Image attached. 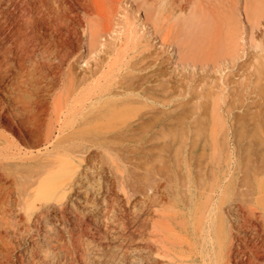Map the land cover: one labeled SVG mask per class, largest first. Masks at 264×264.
<instances>
[{
	"label": "bare ground",
	"instance_id": "6f19581e",
	"mask_svg": "<svg viewBox=\"0 0 264 264\" xmlns=\"http://www.w3.org/2000/svg\"><path fill=\"white\" fill-rule=\"evenodd\" d=\"M134 1L144 9V19L134 16L123 22L118 17L120 6L131 0H0V92L15 101L18 110L16 118L5 107L0 108V123L7 122L18 138L33 146L41 143L49 146L23 157L22 151L13 150L9 136L7 139L0 135V144L5 143L0 148V234L3 231L18 243L31 236L34 245L30 254H25L32 264H105L107 261L120 264L118 256L108 259L104 247L94 244L91 238L94 235L87 234L92 232L86 230L87 217L107 218L115 225L119 220L116 212L122 193L128 200L125 204L138 211L144 201L140 196L153 202L163 180L170 183L176 195L174 185H182L176 182L178 177L182 179L184 172L177 154L184 149L190 160L196 154L204 156L213 150L218 162L213 186L216 187V183L220 189L224 187L225 198L226 187H231L232 202L228 199L230 203H227H232L230 208L234 209L235 221L256 230L258 224H252L251 219L264 222V38L254 37L264 36V0H208L207 5L205 0H194V6L201 10L196 22V12L189 19L180 18L193 3L189 0ZM241 6L250 23V33L245 26H240ZM107 36L113 41H108ZM153 36L159 37L161 45L169 48L176 45L177 57L172 63L156 48V40L151 41ZM253 38L259 41L258 44L255 41L257 50L249 53L245 42L254 43ZM86 42L88 50L84 52ZM94 57H98L94 63L86 64ZM77 61L85 62L86 66L81 68ZM171 64L174 69H169ZM114 96H121L125 104L121 101L116 102V106L112 104ZM127 103H146L147 108L121 107ZM174 107H207L209 110V107H225L231 123L223 122L226 114L223 116L222 108L218 109L221 112L214 109L222 119H217L221 126L215 125L217 129H214L215 126L210 125L213 128L208 131L207 124L199 122L210 112L200 109L208 115L202 114L204 117L200 120L188 119L186 131L190 136L198 128L205 140L186 142L185 148L178 150L173 144L169 146L170 142L159 143L174 122L172 112L177 111ZM193 112H190L192 117ZM44 114L48 118L43 117ZM207 120L210 124V118ZM21 129L24 132L19 135ZM209 138L215 142L214 146ZM130 142L139 143L138 147L125 146ZM156 149L162 153L169 151L172 156L176 154L179 176L176 171L171 175L170 165L166 166L168 162L159 163V168L145 164L149 162L145 161L146 157L153 155ZM94 151L100 152L98 162H92ZM135 151L139 153L135 160L145 164V174L125 175L127 171L120 175L125 167L118 168L121 163L117 158L127 160L126 154L132 156ZM156 159L153 158V165L159 162L155 164ZM139 166L130 167L131 172L142 171L143 168L137 170ZM97 175L111 178L108 177L107 182L99 176L103 180L99 186L96 184L98 191L93 193V182L98 181L93 178ZM186 184L184 182L183 187ZM76 191L83 197H74ZM188 194L187 191L186 196ZM214 196L211 194L208 201L215 200ZM75 200L84 207L83 201L88 209L85 212L81 209L79 213L70 205ZM183 200L184 211L191 210L193 199ZM158 209L156 211L160 212ZM178 214L175 213L176 217ZM163 216L169 219L165 220L169 226L163 222L166 227L163 224L160 227L165 228L156 226L144 243H138L140 255L135 259L132 256L134 264H264V234L256 235L254 246L245 242L246 259H242V253L235 246L243 236L214 241L211 235L204 236L203 231L192 234L187 224L183 226L188 233L180 235L181 229L177 228L181 231L178 234L176 228H172V213H163ZM250 230L253 234L254 229ZM7 244L14 248L12 242Z\"/></svg>",
	"mask_w": 264,
	"mask_h": 264
},
{
	"label": "rangeland",
	"instance_id": "374dc122",
	"mask_svg": "<svg viewBox=\"0 0 264 264\" xmlns=\"http://www.w3.org/2000/svg\"><path fill=\"white\" fill-rule=\"evenodd\" d=\"M190 2H193V3H191L189 6H188V8H187V10L185 9V14L183 13L182 15H181V17L180 18H182L183 20H184V18H185V20L188 18H191V17H194L195 15V12H196V17H195V19H194V21L196 22L197 20H198V18L201 16V10H200V8H199V6H194V0H189ZM205 2V4L207 5V2H208V0H205L204 1ZM131 5V6H130ZM132 9H131V8ZM241 7H242V9H241ZM240 8H239V10H240V13L237 11V13H239L238 15L241 17V22H240V26L241 27H244L245 28V30H247V32L248 33H250V30H249V28H250V23H249V21L247 20V18H246V13L244 12L245 10H244V6H241ZM126 8V9H125ZM135 9V10H134ZM197 10V11H196ZM134 11V12H133ZM194 12V13H193ZM191 15V16H190ZM141 17L142 19H144V17H145V11H144V9L142 8V7H139L138 5H137V3L134 1V0H131V2H129V4H122V6H120V12H119V15H118V17L119 18H121V20L123 19V22H125L124 20H126V18H131V17ZM186 16V17H185ZM196 18H197V20H196ZM137 19V18H136ZM127 21V20H126ZM247 28V29H246ZM112 36H114V35H112ZM257 40H261V39H263L264 38V36H263V34H258L257 36H254ZM259 38H261V39H259ZM75 39V38H74ZM107 39H108V41H113L112 39H110V37L109 36H107ZM156 40L155 41V45H156V48L158 49V50H160L162 53H163V55H164V58H165V60H169V63H172V60H174L176 57H177V54L175 53V49H176V45H174L173 47H171V48H169L168 46H164V45H161V41H160V39H159V37L158 36H153L152 37V40L151 41H153V40ZM253 41H254V43H252V41L251 42H248V41H246L245 42V48L249 51V53L251 52H255V49L257 50V46L255 45V39L253 38ZM257 42V41H256ZM259 42V41H258ZM258 42L256 43V44H258ZM85 46V47H84ZM253 47V48H252ZM117 48H119V46L117 47ZM88 50V47H87V42H86V45H83V51L84 52H86ZM75 51H78V49L77 50H75ZM115 55L114 54H112L110 57H114ZM96 58H98V57H94L93 59H91V60H88L87 61V63L86 64H88V65H90V64H92V63H94L95 62V59ZM77 62H79V63H77V64H81V65H79L81 68H84L85 66H86V64H85V62H81V61H77ZM76 64V65H77ZM79 66H77V67H79ZM169 69H174V66H172V64H171V66H170V68ZM226 72V71H225ZM222 74V73H221ZM101 74H99L98 76H100ZM218 75H220V74H218ZM112 97L113 96H111V97H109V99H111L112 100ZM0 108H4L5 107V109L7 110V111H9V112H11V114L14 116V117H16L17 118V113H18V110H17V105H16V102L15 101H12L11 99H10V97L9 96H7L6 94H4V93H1L0 92ZM114 99L115 100H113V101H111V103L112 104H114L115 105V103L117 102H119V101H123V100H121L122 99V97L120 96V98H119V96H114ZM9 100V101H8ZM115 101V102H114ZM120 103V102H119ZM123 103V102H122ZM123 104H125V103H123ZM123 104H122V106L121 107H126V106H130L129 108H138L139 107V109H141V108H147L146 106V103H135V104H129V103H127V105H124L123 106ZM121 105V104H120ZM119 105V106H120ZM116 106V105H115ZM143 108V109H144ZM172 107H170V109H171ZM174 108H176V107H174ZM192 108V109H191ZM197 108V107H196ZM196 108L195 107H177L176 108V110L177 111H175V109H173V112H172V119L174 120V122H172L171 123V125H169L170 126V129H168L167 131H166V133L165 134H163L162 135V137H161V139H159V143H161L162 142V144H163V142L165 143L166 141V143H169V146L170 145H172V146H174L175 145V147L174 148H177L178 150H180V147H182L183 149L185 148V146H186V142H191L192 140H200V141H204L205 140V136H203L202 137V135H200V134H202V132L201 131H199L198 130V128H194L195 130H194V132L193 133H191L190 134V136H188L187 135V129H188V123L187 122H189V121H191V120H197V118H198V120H200V118L201 117H204L203 115L205 114V116H206V114L207 113H205V111H204V113L202 112L203 110H205V109H207V107H203V109L201 108V107H198L197 109H199L198 111H196ZM210 108V110L209 109H207V110H209L208 112H210V113H208L209 114V118H210V124H208L209 122H208V120L207 119H209L208 117H204L199 123L202 125L203 123L204 124H207V127H208V131H210V129H212L213 128V126H218L219 124H221V122L219 123V121H221L220 120V117L219 116H217V114H215V112L216 113H218V112H221V111H219L218 109H220V108H222L221 110L223 111L222 113H223V116H225L224 115V113L226 114V119H224V117H223V122H228L229 124L231 123L230 122V119H231V116L229 115V113L227 112V110H226V108L225 107H209ZM202 111H201V110ZM214 109H217L218 110V112H217V110L215 111ZM172 110V109H171ZM191 110V111H190ZM194 112H193V111ZM213 110V111H212ZM215 111V112H214ZM175 112V113H174ZM190 112H193V117H192V113H190ZM195 112H197V113H195ZM200 112V113H199ZM202 112V113H201ZM211 112H213V113H211ZM174 114H176V117L174 116ZM195 114V115H194ZM199 114V115H198ZM203 114V115H202ZM207 114V115H208ZM211 114H213L212 116H214V118L211 116L210 117V115ZM202 115V116H201ZM191 117V118H188V117ZM194 116H198V117H194ZM43 117H47L48 118V116L47 115H43ZM187 117V118H186ZM217 117V118H216ZM228 117V118H227ZM215 120V121H217V119L219 120V121H217V124L213 121V119ZM186 119H187V121H186ZM188 119H189V121H188ZM172 120V121H173ZM204 120V122H202ZM206 120V121H205ZM212 120V121H211ZM226 120H228V121H226ZM202 122V123H201ZM208 122V123H207ZM213 122L215 123V124H213ZM219 123V124H218ZM203 124V125H204ZM209 125V126H208ZM210 125H213L212 126V128H211V126ZM215 126V128L214 129H217V127ZM219 126H221V125H219ZM218 126V127H219ZM199 127V126H198ZM206 127V126H205ZM16 128V127H15ZM187 128V129H186ZM219 129V128H218ZM0 131H1V133H0V135L1 136H3V137H7V136H9V141L11 142V144H12V147H13V150H17V151H15V152H18V151H22L21 152V156H25L26 154H28L27 156H30V154L31 153H35V152H37V151H39V150H45L46 149V147H49V146H47L48 144L47 143H41L39 146H33V145H31V143H29V142H27V141H23V140H21L20 138H18V134H15L14 132H12L11 130H10V128H9V124L7 123V122H5L4 120L0 123ZM4 131V132H3ZM212 131V130H211ZM3 132V133H2ZM22 132H24V130H22L21 129V131H20V133H19V135L20 134H22ZM196 132H198V133H196ZM186 133V134H185ZM196 133V134H195ZM210 133V132H209ZM197 135H198V137H197ZM200 136H201V138H200ZM210 136V138H211V135H209ZM209 138V140H210V142L212 143V140L213 141H215L214 139H212L213 138V136H212V140ZM214 138H215V134H214ZM7 139H8V137H7ZM13 141H12V140ZM13 142H14V144L15 145H17V147L13 144ZM172 142V143H171ZM179 143H181V145L179 144ZM214 143L215 142H213L212 143V145L214 146ZM5 144V143H4ZM4 144H0V148L2 147V146H4ZM127 144V145H126ZM125 144V146H130L131 144V146L132 147H138V146H136L137 144H139V143H136V142H130V143H126ZM129 144V145H128ZM135 144V145H134ZM179 144V145H178ZM29 145V146H28ZM45 146V147H44ZM44 147V148H43ZM20 148H21V150H20ZM41 148V149H40ZM174 148H173V150H174ZM30 149V150H29ZM35 149V150H34ZM36 149H39V150H36ZM135 149V148H134ZM133 149V150H134ZM158 149V148H157ZM156 149V151H155V153L153 154V155H151L150 157H146V159H145V161H149L148 163H145V164H147L148 166H153V167H156V168H159L161 165V162H162V164H165L166 162H168L167 164H166V166L168 165H172V164H174V163H176V159L177 158H174V157H177L176 156V154H175V156L173 155L172 156V154L173 153H170V155L168 154L169 153V151L168 152H160L159 150H157ZM28 150V151H27ZM32 150V152H30ZM176 150V149H175ZM174 150V152H176ZM27 151V153H25V152ZM137 151V150H136ZM134 152V153H132V156H129V155H131V154H126V155H128V157L126 156V155H124V156H126L125 158L127 159V160H129V162L127 161V160H125V159H120L121 157H118L117 158V160H116V158H115V160L116 161H118V163L121 165V167H120V165H119V167L118 168H120V169H122L123 167H125V171H124V169H122L123 170V172L121 171V173L119 172V174L121 175V174H125L127 171V173L125 174V175H135L136 173V175H138L139 173H143V174H145V169L143 168L144 166H145V164L143 163H140V162H137L136 160H135V158L137 157V156H139V153H137V152ZM158 151V152H157ZM100 152H96V151H94L93 153H92V157H93V159H92V162H98V160H100L101 158H100V154H99ZM156 153H158V154H156ZM160 153V154H159ZM162 153V154H161ZM22 154H24V155H22ZM96 154V155H95ZM134 154V155H133ZM136 154H138V155H136ZM178 156H179V158H180V160L179 161H181L182 163H180V164H182L181 166H180V168L182 167V169L184 170V172H182L183 173V175H182V179H180V177H178L177 178V182L176 183H178V184H182L181 186H182V188L184 189H182L181 190V186H179V185H177L176 183H174V184H176V185H174V191L176 190L178 193H180L179 195H178V193H176L175 192V194L176 195H174L173 193H172V191H171V186H170V183L167 181H165V180H163L162 181V183L160 182V184H159V190H158V192L155 194V196L156 197H158V194L160 195L158 198H156V197H154L155 199H154V203L153 202H150V201H148V203H147V201L144 199V197L142 198L141 196H140V198H141V200H144V201H141L140 199H139V202L141 201V202H143V203H140L141 204V206H143V207H141V208H139L138 209V211H137V209L136 210H134L133 209V207L132 206H128L127 204H125V203H127L128 202V200H127V198L126 197H124V194L122 193V192H120V193H122L121 195V201H120V203H119V208H118V210H117V212H116V214H117V217L119 218V220L116 222V223H114L115 225H113V223L111 224V220L110 219H103V218H101V219H99L98 218V220H97V217H93V216H90V217H87V222L90 224V226H89V224H88V227H87V231L89 232V230H92V232L90 231V233H87V234H89V235H94V236H92L91 238L94 240V244L97 246L98 245V247H104L103 249H105V252H106V256H107V258L108 259H112L114 256L116 257V256H118V258L120 259V264L122 263H125V264H134L133 262H134V257H138L140 254H139V252H138V245L140 244L141 245V243H144L146 240H147V238H148V236H149V234L148 233H150L151 231H152V229L154 230L155 228H157L156 226H159L158 228H162L163 227V225L166 223L165 222V220H166V218L163 216V213L164 214H166V215H168L169 213L171 214L172 213V218H173V220L171 221V223L173 224L172 225V228H173V226H174V228L173 229H175V233H177L178 232V234H179V232H181V231H179L180 229L182 230V233H180V235H184V233H188L186 230V228H184V226L183 225H185V224H187L188 226H189V229H190V232H192V234H195V233H200L201 231H203V232H201L202 234H204V236H206V237H209L208 235H211V238H213V240L215 241H217V240H220L221 238L222 239H225V238H229L230 239V237L231 236H233V235H235V236H238V237H241V236H243V237H241V238H239V240H238V242L236 243V246H235V249L236 250H239L238 252H241L242 254L240 255V257L242 258V259H246V255H245V253L243 252V250L244 249H246L247 248V246H246V244L247 245H250V246H254V244H255V240H256V237L257 236H259V235H263L264 234V222H263V220H261L260 222H258V221H256V222H254V220L252 221V219H251V223L253 224L254 223V225L255 224H258V227H257V230L255 229V228H252L250 225H244V223H238V221H235V219H234V211H232V209L233 208H230L231 206H232V203L229 205L228 203H230V202H232V196H231V193L233 192V191H231V193H230V190H231V187H226V188H228V189H225V193H227V198H225V196L224 195H226V194H222V189H224V187L222 188V189H220V186L218 187V185L215 183V185H216V187L215 186H213L214 185V182H216V181H214V179H215V177H216V167H215V165H217V159H216V157L213 155V150L211 151V150H209L208 151V153L207 154H205L204 156H201V155H199V154H196L195 155V157L194 158H192L191 160L188 158L189 156H187V153H185V149H184V151L183 152H181V153H178L177 154ZM97 156H99L98 158H96ZM124 156H122V157H124ZM135 156V157H134ZM152 156H154V157H152ZM214 156V157H213ZM152 157V158H151ZM158 158V159H160V160H158V159H156L157 161H155L154 163L156 164V162H158L156 165H153V158ZM161 157H165V159H161ZM96 158V159H95ZM100 158V159H99ZM139 157H137L136 159H138ZM167 158V159H166ZM150 159V160H149ZM152 159V160H151ZM170 160V162H169V160ZM123 161V162H125V163H123V162H119V161ZM130 160H133V161H130ZM155 160V159H154ZM163 160H166V161H163ZM168 160V161H167ZM177 160V162H179ZM140 161V160H139ZM151 161V162H150ZM171 161H174L173 163L171 162ZM134 164H133V163ZM142 162V161H141ZM76 163V165H79L80 164V162L79 161H77V162H75ZM79 163V164H78ZM123 163V164H122ZM126 163H127V165H126ZM130 163H132V164H130ZM139 163V164H138ZM151 163H152V165H151ZM160 163V164H159ZM170 163V164H169ZM126 165V166H125ZM140 165V166H139ZM146 165V166H147ZM160 165V166H159ZM176 165H179L178 163H176L175 165H172L173 166V168L172 167H170L169 166V169H172L171 170V172H173L172 174L170 173V172H168V173H170L171 175H173V174H175V172L174 171H176V174L178 173V171L177 170H179V169H177V166ZM123 166V167H122ZM134 166H135V168H137L136 166H139L140 168H138L137 170H142V168H143V170L142 171H136V170H134L133 172H131V169H130V167L133 169L134 168ZM176 166V167H175ZM179 167V166H178ZM129 168V169H128ZM134 168V169H135ZM120 169H118V171L120 170ZM167 169H168V167H167ZM168 169V170H169ZM130 170V171H129ZM136 171V172H135ZM215 171V172H214ZM118 173V172H117ZM140 174V175H141ZM181 174V173H180ZM133 175V176H134ZM215 175V176H214ZM100 175H97L95 178H93V180L94 179H97L98 181H96V180H94L95 182H93V185H92V190H94V191H92L93 193L95 192V191H98V186H99V183L101 182V180H108L109 178H111L110 176H108V175H101L100 177H102L103 179H101L100 180V177H99ZM142 176V175H141ZM177 176H179L178 174H177ZM183 176L185 177L184 179H183ZM99 177V178H98ZM109 177V178H108ZM127 177V176H126ZM135 178V177H134ZM92 180V181H93ZM179 180V181H178ZM181 180V181H180ZM183 180H185L184 182H187V184L183 187ZM203 182V185L201 184L202 182ZM108 182V181H107ZM183 182V183H182ZM137 183L138 184H140V181L138 182L137 181ZM164 183V184H163ZM169 183V184H168ZM199 183H200V185H199ZM98 186H97V185ZM119 186H120V184L119 183H117ZM141 184H143V182L141 183ZM117 185V187H116V189H119V186ZM167 186L168 187V185L170 186V187H165V186ZM189 186V188H188V186ZM199 185V186H198ZM93 186H95V187H93ZM213 186V187H212ZM167 188V189H165V188ZM179 187V188H178ZM186 187V188H185ZM162 188V189H161ZM216 189V190H214V189ZM128 189H129V187H128ZM192 190V193L190 192L191 190ZM219 189V190H218ZM130 190V189H129ZM161 190H162V192H161ZM190 190V191H189ZM214 190V192L212 193V191ZM226 190H228L227 192H226ZM165 191V192H164ZM182 191V192H181ZM188 191V195L186 196V192ZM194 191V192H193ZM220 191H221V194H219L220 193ZM168 192L170 193V195L168 194ZM81 192H79V191H76L75 193H74V197H83L82 196V193L80 194ZM161 193V194H160ZM181 193H183L182 195H181ZM229 193V194H228ZM166 194V195H165ZM211 194L213 195V194H215V200L214 199H211L210 200V202H213L212 204L208 201L209 200V197L210 198H212L211 197ZM84 195V194H83ZM169 197H168V196ZM190 195V196H189ZM195 195V196H194ZM224 196V199H225V201L223 202V196ZM229 195V196H228ZM166 196H167V198H169V200L168 199H166ZM178 196H180V197H178ZM222 196V197H221ZM231 196V198H229ZM161 197H163V198H161ZM183 197V198H182ZM187 197H191L192 199H193V206H192V208H191V210H185L184 211V208H183V206L182 205H184V200L183 199H185V198H187ZM125 198V199H124ZM170 198H172L171 199V201H170ZM176 198V199H175ZM158 199H161L160 200V202H159V200ZM174 199V200H173ZM220 199H221V201H220ZM228 199H231V201L230 200H228ZM126 200V201H125ZM214 200V201H213ZM124 201V202H123ZM157 203H156V202ZM183 203H182V202ZM209 202V204H211L210 206H209V204H207L208 202ZM230 201V202H229ZM121 202H123L122 203V205H121ZM228 202V203H227ZM72 203V202H71ZM70 203V205H71V207H74L76 210H78L79 211V213H80V211H81V209L83 210V211H81V212H85L84 210H86V209H88V206H85L84 205V203H83V201H82V204H83V206L84 207H82V205H80V203H77V201L75 200L74 202H73V204H71ZM75 203V204H74ZM149 203H151L152 204V207L154 208H151V204L149 205ZM156 203V204H155ZM163 204V205H161V204ZM145 206H144V205ZM154 204V205H153ZM180 204V205H179ZM224 204V205H223ZM228 204V205H227ZM75 205H76V207H75ZM78 205V206H77ZM127 205V206H126ZM206 205H207V207H206ZM164 206V208H162ZM180 206H182V207H180ZM122 207V208H121ZM126 207H127V209H126ZM147 207V208H146ZM149 207V208H148ZM160 209V212L162 213L161 215L156 211L158 208ZM121 208V209H120ZM165 209V210H162V209ZM182 208H183V211L185 212V216H187V217H185L184 216V212H182ZM261 207H259V209H260ZM142 209V210H141ZM152 209V210H151ZM158 209V210H159ZM180 211H179V210ZM231 209V210H230ZM258 209V210H259ZM155 210V211H154ZM176 210H178V212L176 211ZM234 210V209H233ZM262 208L259 210V212H262ZM88 211V210H87ZM122 211H123V214H121L122 213ZM133 211H134V213H133ZM162 211H165V212H162ZM186 211H187V213H186ZM231 211V212H230ZM126 212H128V213H126ZM136 212V213H135ZM155 212V213H154ZM174 212V213H173ZM233 212V213H232ZM135 214V215H133V214ZM143 213L145 214V215H143ZM175 213H180V214H178V216L176 217V215H175ZM189 213V214H188ZM129 214V215H128ZM152 216H151V215ZM159 214V215H158ZM188 214V215H187ZM139 215V217H137ZM143 215V216H142ZM155 217H154V216ZM123 216V217H122ZM93 219H95V220H93ZM116 217V218H117ZM143 219H142V218ZM158 217H159V219H160V221H159V219H158ZM91 218V219H90ZM122 218V219H121ZM152 218V219H151ZM154 218V219H153ZM158 219V220H155V219ZM233 218V219H232ZM90 219V220H89ZM123 220V221H125V222H127L126 223V225L125 224H123L122 225V223H125V222H120L121 220ZM141 220V222L139 221V220ZM145 219V220H144ZM168 219V218H167ZM102 220V221H101ZM104 220H106V221H104ZM135 220V221H134ZM153 220H155L156 222H153ZM175 220V221H174ZM250 220V219H249ZM108 221H109V224H108ZM137 221V222H136ZM143 221V222H142ZM167 221V220H166ZM168 221H169V219H168ZM167 221V222H168ZM177 221V222H176ZM119 222V223H118ZM136 222V224L134 225V223ZM163 222H165V223H163ZM176 222V223H175ZM186 222V223H185ZM234 222V223H233ZM258 222V223H257ZM120 223H121V226H120ZM144 223V224H143ZM170 223V222H169ZM98 224V225H97ZM154 224H156V225H154ZM158 224V225H157ZM161 224H163L162 225V227H160L161 226ZM167 224V223H166ZM213 224V225H212ZM242 224V225H241ZM60 225V224H59ZM118 225V226H117ZM124 225L126 226V227H124ZM143 225V227H140V226H142ZM155 226V227H154ZM165 227H166V225H164ZM167 226H169L168 224H167ZM210 226V227H209ZM236 226V228H234ZM246 226H247V228H246ZM60 227H62L61 225H60ZM93 227H95V228H93ZM97 227V228H96ZM117 227V228H116ZM154 227V228H153ZM165 227H163V228H165ZM215 227H216V229H215ZM251 227V228H250ZM262 227V228H261ZM92 228V229H91ZM143 228V229H142ZM150 228V229H149ZM168 228V227H167ZM179 230H178V229ZM211 228V229H210ZM248 228H250V229H254V231H253V234H252V230H250V229H248ZM139 229H141V230H139ZM184 229V230H183ZM213 229V230H212ZM227 229V230H226ZM232 229V230H231ZM248 229V230H247ZM261 229V230H260ZM93 230H94V232H93ZM142 230H145V232L144 231H142ZM168 230H170V228H168ZM172 230V229H171ZM177 231V232H176ZM214 231V232H213ZM217 231V232H216ZM230 232V233H227V232ZM231 231H233L232 232V234H231ZM138 232H140V233H138ZM141 232H142V234H141ZM172 232L174 233V230H172ZM205 232V233H204ZM208 232V233H207ZM209 232H210V234H209ZM3 233V234H2ZM2 233L0 234L1 235V238H0V256H1V259L3 258L4 260H7L8 261V263H6L7 261H5V262H3L2 263V261H4L3 259L2 260H0V262L2 263V264H29V263H31L32 264V260H28V257H27V260H26V254H30V252H31V250H32V246L34 245V243H33V240H31L32 238H31V236H29L28 238H26V240H24V242H23V240H20L19 241V243L15 240V239H12V238H9L8 237V235L6 234V233H4L3 231H2ZM169 233H170V231H169ZM207 233V234H206ZM216 233V234H215ZM225 233H226V235H225ZM12 233L10 232V235H11ZM145 236H144V235ZM231 234V235H230ZM251 234V235H250ZM2 235L4 236V237H2ZM213 235V236H212ZM247 236V240L246 241H244V237L245 236ZM252 235H254V236H252ZM257 235V236H256ZM229 236V237H228ZM95 237V238H94ZM142 237V238H141ZM216 237V238H215ZM220 237V238H219ZM225 237V238H224ZM252 237V238H251ZM144 238V239H143ZM5 239V240H4ZM141 239V240H140ZM2 242H6V244L5 243H2ZM10 243V242H12V245L14 246V248H12V246H11V248H10V245L11 244H9V247H8V244L7 243ZM29 242V243H28ZM96 242V243H95ZM245 242H247V243H245ZM16 243V244H15ZM139 243V244H138ZM243 244V245H242ZM259 244V243H258ZM6 245V246H5ZM16 245V246H15ZM31 245V246H30ZM243 246V247H242ZM19 247V248H18ZM27 247V248H26ZM245 247V248H244ZM26 248V249H25ZM31 248V249H30ZM14 249H16V250H14ZM21 249H22V251H21ZM26 251H25V250ZM30 251H29V250ZM136 249V250H135ZM14 250V251H13ZM28 250V251H27ZM241 250V251H240ZM25 251V252H24ZM135 251V252H134ZM137 251V252H136ZM28 252V253H27ZM26 253V254H25ZM135 255H134V254ZM6 254H9V255H6ZM12 254V255H11ZM20 254L21 255H23V257L22 256H20ZM115 254V255H114ZM11 255V256H10ZM109 255V256H108ZM125 255H127V257L125 256ZM7 256V257H6ZM111 256V257H110ZM113 256V257H112ZM125 256V257H124ZM132 256H133V258L134 259H132ZM7 258H9V260L7 259ZM11 258V259H10ZM23 258V259H22ZM124 260H123V259ZM22 259V260H21ZM122 260V261H121ZM130 261H132V262H130ZM28 262V263H27ZM0 263V264H1ZM105 264H111L109 261H107Z\"/></svg>",
	"mask_w": 264,
	"mask_h": 264
}]
</instances>
